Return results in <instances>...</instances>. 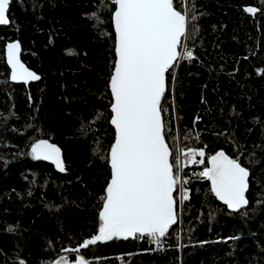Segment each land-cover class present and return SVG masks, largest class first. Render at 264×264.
<instances>
[{"label": "trees", "instance_id": "16d2710c", "mask_svg": "<svg viewBox=\"0 0 264 264\" xmlns=\"http://www.w3.org/2000/svg\"><path fill=\"white\" fill-rule=\"evenodd\" d=\"M11 1V24L0 27V264H52L98 234L102 223L116 136L109 84L116 4ZM174 6L196 17L182 43L194 58L184 56L170 70L167 139L185 152L203 148L205 163L183 169L189 194L183 221L178 184V222L158 248L148 237L115 238L82 255L89 264H264V0H174ZM15 40L23 62L41 77L29 87L9 80L5 46ZM41 139L62 149L63 173L33 159L31 147ZM221 150L251 172L249 203L237 213L218 201L207 179L194 177Z\"/></svg>", "mask_w": 264, "mask_h": 264}, {"label": "snow or ice", "instance_id": "6c2138e0", "mask_svg": "<svg viewBox=\"0 0 264 264\" xmlns=\"http://www.w3.org/2000/svg\"><path fill=\"white\" fill-rule=\"evenodd\" d=\"M114 2L118 5L114 12L116 62L109 84L113 97L110 123L116 136L108 157L111 178L99 214L102 223L98 234L84 240L82 247L130 237H148L159 246L178 222L173 194L181 184V156L190 157L186 162L191 164L205 163L203 148L185 152L175 145L170 147L167 137L171 129L165 120L164 105L170 70L175 69L181 56L194 58L182 41L191 38L189 23L196 17L190 18L187 11L177 10L174 0ZM10 3L11 0H0V25L11 22ZM245 11L255 14L258 9L247 7ZM195 31L193 25L192 32ZM181 48L183 52L179 51ZM7 58L12 67V80L40 79L21 63L18 42L7 45ZM31 155L38 161H51L60 172L65 171L60 148L48 140L34 143ZM197 156L201 159L197 160ZM210 165L199 176L211 182L215 196L229 209L239 210L248 205L246 192L251 172L240 158L221 150L210 157ZM188 198L187 194L183 196ZM78 264H86L83 256Z\"/></svg>", "mask_w": 264, "mask_h": 264}, {"label": "water", "instance_id": "95a60500", "mask_svg": "<svg viewBox=\"0 0 264 264\" xmlns=\"http://www.w3.org/2000/svg\"><path fill=\"white\" fill-rule=\"evenodd\" d=\"M11 3H12V1H11ZM11 3H10V6H9V13H10V7H11ZM117 8H118V5H116V10H117ZM115 10V11H116ZM247 12V11H246ZM257 13V12H256ZM255 13V14H256ZM249 14H252V13H249ZM254 15V14H253ZM9 18H10V16H9ZM11 21V20H10ZM10 24H11V22L8 24V25H0V27H9L10 26ZM113 27H114V31H115V26H114V14H113ZM115 35H116V33H115ZM16 42H18L19 44H20V61H21V63H23L24 64V66L29 70V71H32V72H35V71H33V70H31L30 68H28V66L23 62V58H22V54H23V48H22V45H21V42L19 41V40H15V41H12V42H8L7 44H6V46H5V59H6V64H7V66H8V68H9V71H10V76H9V80H10V82L12 83V84H14V85H24V86H26V87H29L31 84H36V83H38L40 80H41V77H40V79L39 80H31V81H28V82H24V81H19V80H12L11 79V74H12V67H11V65L8 63V58H7V45L9 44V43H16ZM182 43H183V41H182ZM180 51V50H179ZM180 59V58H179ZM178 62H179V60H178ZM177 62V63H178ZM36 73V72H35ZM37 74V73H36ZM38 75V74H37ZM111 91V90H110ZM112 100H113V97H112ZM112 116H113V113H112ZM112 125V124H111ZM112 127L114 128V126L112 125ZM114 130H115V128H114ZM115 133H116V131H115ZM49 143H52V142H50L49 141ZM52 144H54V143H52ZM54 145H56V144H54ZM58 148H60L58 145H56ZM60 150H61V158H62V160H63V163H64V167H66V164H65V159H64V153H63V151H62V149L60 148ZM39 161H43V162H46V163H48V164H50V165H52L53 167H54V169L57 171V172H60L59 171V169H57V167L55 166V164H53L51 161H45V160H39ZM211 165H210V158H209V160H208V167H210ZM60 173H63V172H60ZM250 178H251V175H250V177H249V189H248V191L246 192V198H247V194L249 193V190H250ZM208 181V180H207ZM209 183H210V185H211V182L210 181H208ZM175 193V192H174ZM214 194V193H213ZM174 195V194H173ZM214 196H215V194H214ZM216 197V196H215ZM217 198V197H216ZM218 199V201L220 202V203H222L223 205H225L224 203H223V201H221V200H219V198H217ZM227 208H228V206L227 205H225ZM247 206V205H246ZM245 206V207H246ZM241 209V208H240ZM240 209L239 210H233V209H229L228 208V210L230 211V212H233V213H237V212H239L240 211ZM103 210V209H102ZM177 211H178V209H177ZM178 219V218H177ZM176 225V224H175ZM175 225H173L171 228H173ZM170 228V229H171ZM97 235V234H96ZM113 239H115V238H113ZM112 239V240H113ZM120 239V238H119ZM133 239H135V238H128V239H126V240H133ZM125 240V239H124ZM111 241V240H110ZM110 241H106V242H97L95 245H90V246H96V245H99V244H105V243H108V242H110ZM89 246V247H90ZM88 247V248H89ZM88 248H84V247H82V246H80V247H77V248H68V249H65L63 252H62V254H61V256L59 257V258H57L52 264H56V262L57 261H59L60 262V264H78V261H79V259H80V257L81 256H83L82 255V251L83 250H85V249H88ZM72 256H74L75 257V261H73L72 260ZM86 261V260H85ZM86 264H89L87 261H86Z\"/></svg>", "mask_w": 264, "mask_h": 264}, {"label": "built area", "instance_id": "2783aa9c", "mask_svg": "<svg viewBox=\"0 0 264 264\" xmlns=\"http://www.w3.org/2000/svg\"><path fill=\"white\" fill-rule=\"evenodd\" d=\"M183 59H184V56H181L178 63L180 64L183 61ZM197 150H199V149H197ZM196 159L199 160V159H201V157L197 156ZM203 159H204V161L206 160V152H205V157H203ZM186 161H190V157H183V156H181V168H180V170H181L180 171L181 172V184H180V207H179V215H180V221H181V223L183 221V204H184V201L187 200V199H183V196L185 194H187L188 197H189V194L186 193L185 190H184L183 174H182L183 169L185 167L191 165L190 162H186ZM197 165L198 166H202L203 164H197ZM194 177L201 178L199 176V173L194 174ZM135 239H137V238H135ZM137 240H140V239H137ZM158 247L159 246L155 244V248H158Z\"/></svg>", "mask_w": 264, "mask_h": 264}]
</instances>
